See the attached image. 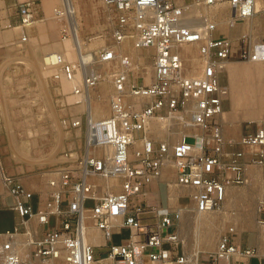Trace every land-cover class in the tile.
I'll return each mask as SVG.
<instances>
[{"label":"built area","instance_id":"2783aa9c","mask_svg":"<svg viewBox=\"0 0 264 264\" xmlns=\"http://www.w3.org/2000/svg\"><path fill=\"white\" fill-rule=\"evenodd\" d=\"M104 2L116 9L115 40L152 51L150 70L139 72L140 64L129 50L118 53L114 47H104L96 53L93 66L119 61L111 70V112L98 118L84 111L65 121L84 131L83 144L62 152L60 165L48 180L52 190L45 197L39 194L36 206L35 192L0 162L11 208L20 217L14 229L4 233L7 238H0V264H189L179 232L188 205L148 204L149 184L159 180L165 168H172L175 180L167 182L168 201L186 198L193 211L207 213L224 205L230 188L246 183L249 166L264 165V124L246 123L241 137L234 140L225 138L220 120L228 95L221 76L232 61L264 62V39L250 33L236 40L215 37L218 23L209 14H201L202 24L195 26L185 17L188 7L173 0ZM256 2L193 0L200 8L227 3L230 26L255 16ZM38 11L36 0L19 3L24 28L36 22ZM54 14L64 21L63 38L71 36L65 5L55 8ZM27 40L24 33L22 41ZM187 44L199 46L195 75H187V60L181 53ZM54 68L56 79L69 80L82 69L61 53ZM105 76L97 68L86 70L72 91L89 96ZM2 98L0 89V123ZM157 120L174 121L171 129L177 123L196 131L177 140L172 132L156 138ZM178 189L186 192L178 194ZM32 219L44 226L40 237L34 236ZM91 228L102 233L103 244L89 241ZM123 229L129 230L128 236L115 243V235H122ZM234 232V227L228 228L217 248L198 264H244L258 257L257 247L239 245ZM99 247L106 251L99 254Z\"/></svg>","mask_w":264,"mask_h":264},{"label":"rangeland","instance_id":"374dc122","mask_svg":"<svg viewBox=\"0 0 264 264\" xmlns=\"http://www.w3.org/2000/svg\"><path fill=\"white\" fill-rule=\"evenodd\" d=\"M38 1L41 2L42 0ZM79 1L83 11L81 18L83 37L88 40L91 36H100V38L105 40L107 45L105 47L115 48L118 46V48H115L118 53L124 51V47H120L122 44H119L113 35L116 23V9L113 6L107 5L104 0ZM173 1L188 7L195 6L193 0ZM61 3V0H58L52 4L51 10L50 12L47 11L44 20H39L29 29L28 33L26 32L28 40L22 41L23 27L19 26V22L10 24L7 20V17L10 16L7 0H0V32L7 30H11L12 32L11 37L6 38L0 36V89L2 91L4 112V118L0 123V160L3 161L7 172L17 175L26 188L28 183L40 186L45 180H49L52 175V171L49 172V170H54L60 165L59 161L62 152L64 150L78 149L79 145L83 144L84 131L80 137L75 136L71 139L68 137L67 132L70 131L72 134L76 135V128L70 127L65 121L75 118L77 116L76 114H82L85 109H73V107L78 104L69 100V97L74 94L72 89L65 90L62 78L56 79L54 76L55 68L53 63L55 60H52L54 58L53 44L64 39L61 33L64 21L60 20L54 14V9L61 7ZM215 7H220V13L216 12V15L210 10ZM211 8L204 9L197 7L199 12H194L191 16L199 15L197 17L199 18L200 15L204 13L214 16L218 23L225 18L229 20V8L227 3L218 4ZM207 10H209V12ZM255 16L258 19H263L262 22H264V10L258 12ZM244 22L237 24L238 29L242 28ZM262 25L263 23L255 26V33L257 34H254V36L258 37V39H264V29H261ZM40 29L42 31H40ZM70 37L69 35L67 38ZM18 41L21 43H17L14 49H8V43ZM28 45L33 46L29 47ZM47 46L51 48H46ZM102 48H104V46L95 48L93 50L94 56ZM194 48H196V46ZM127 49L133 51L130 46H127ZM133 53L135 56L137 55L135 51H133ZM148 54L147 52L145 53V51L140 52L139 56L142 57V59L138 60L140 64L139 72L150 70L151 58ZM237 62L248 63L242 61ZM118 66V59L112 63L94 64V68L102 71L104 75H106L107 70L118 68ZM190 67L191 66H188V68ZM227 71L226 69V72L221 76L222 82L228 89L223 112H232L236 88L234 92L229 90L230 78ZM104 81L103 79L92 91L97 99H103L105 103L107 102V106L111 112L110 96L113 90L111 87L108 95L104 96L102 92V83ZM254 86L262 88L264 86V77L257 78L250 74L242 75L241 81L239 82V95L248 92V90ZM224 117L221 116L220 119L223 127ZM160 122L164 127V133L161 135L156 133L158 136H165L168 132H172L174 134L173 139L177 140L185 133H191L190 128L183 124L175 123V127L171 129L169 125L174 123L172 120H162ZM248 122L264 124V116L261 121L256 119L253 121H243L241 127H245V124ZM180 125H183L181 126V128H183L182 130L180 129ZM169 128L171 130H169ZM251 170H253V172L249 173ZM246 178V183L230 188L236 191H246V199L229 206L230 196H228L227 202L215 213L220 217L217 221V226L214 228L216 233L215 246H217L220 236L232 225L229 214L235 212L241 217L245 214L246 216L249 215L245 217V222L241 220L243 227L240 233H238V231L234 232L235 241L237 237H239L243 240H247L250 247H256L255 243L258 238V250L261 247L259 245L260 234L256 226L258 219L264 220V191L262 190V188H264V165L249 166L246 171ZM162 190L166 194L165 185L162 186ZM183 202L187 203L189 211L192 210L193 204L191 202L187 200ZM188 212L184 214L185 218L182 217V221L180 222L181 227L179 226L186 255L188 253L192 254L196 247V242L191 241L190 238L192 229H190V227H185L186 216L192 214L191 212L188 214ZM127 236L128 231L124 230L122 235H116L114 237V241L115 243H119ZM201 246L202 251L200 252L199 263L208 256L211 250H214V248H207L204 244ZM97 251L99 254L102 252L104 253L106 248L97 249ZM259 255L264 257V253H262L261 250H259ZM189 264L193 263L190 262Z\"/></svg>","mask_w":264,"mask_h":264},{"label":"bare ground","instance_id":"6f19581e","mask_svg":"<svg viewBox=\"0 0 264 264\" xmlns=\"http://www.w3.org/2000/svg\"><path fill=\"white\" fill-rule=\"evenodd\" d=\"M57 1L58 0H45V3L46 4L50 3L52 5ZM61 2L62 3L60 5L62 7L65 5L66 10H67V16L65 17V19H67V21L69 22V24L71 26V37L67 38V39H63L62 41L53 44L54 58L52 60H55L53 63V64H55L56 60H57V54L61 53L66 57L67 60L81 65L82 69H78L76 71L75 78L73 80H69V79L62 77V83H63L64 89L70 90V89H73V87L76 84H81V81L83 79V74H84V72H86V70L91 72L94 69V66L92 64L93 59H94L93 50L95 48H98V46H104L105 47L107 45L105 43V40L103 38H100V36H91L90 38H88V40H86L83 37V34H82L83 30L81 28V26H82L81 18L83 15L82 14L83 11H82L81 4H80L79 0H61ZM204 9H206V8H204ZM210 10L212 11L213 14H215L216 12L220 13V7L211 8ZM262 10H264V0H257V2H256L257 13L261 12ZM207 11L209 12V10H207ZM194 12L195 13L199 12V9H197V7H195V6H191V7L186 8L185 17L187 19L189 18L190 22H193V25L200 26L202 24V19L200 17H199L200 19L197 18L199 15L198 16L197 15L191 16V14H193ZM228 14H229V12H228ZM262 21H263V19H258L256 16H253L250 19L245 20V22L242 24V32L243 33H250V34L252 33V35L257 34V33H255L256 32L255 26L263 23L261 29H264V22H262ZM184 22L188 23L187 20H185ZM218 24H219V28L221 29V31L223 33H227L230 31V28H229L230 25H229L228 18L221 20ZM39 27H40V25H39ZM16 28H20V27H16ZM40 31H42V30L40 29ZM11 35H12L11 30L0 32L1 37L4 36L7 38V37H11ZM17 43L19 44L21 42L18 41V42L8 43L7 44L8 49H10V50L14 49L15 46L17 45ZM125 44L120 45V47L121 46L125 47ZM33 45H31V46H33ZM31 46H29V47H31ZM49 47L50 46H47L46 48H49ZM130 47L133 49V51H135L137 53L135 58H137L138 60H141L142 57H140L139 55H140V52L142 49H135V48H133V46H130ZM193 47H194V44H187V45H184V47H183V52L185 53L187 65L191 66L190 68H188V66H187V75H195L198 71V67H199V63H200L199 58L197 56L198 47H197V45H196V48H193ZM35 48L38 49L37 47H35ZM115 48H118V46H116ZM197 62H198V65H197ZM226 69L228 70L227 72H228L229 78H230L229 90L231 92H234L235 88H236V90H235V95H234V99H233V111L232 112H223L222 117L225 116L224 117L225 120L223 122L225 130H229L228 133H230L231 136H233V134H235L237 132V129L240 130L243 121H246V120L253 121L255 119L261 121V119L264 116V86L262 88L259 86L258 87L254 86L253 88L248 90V92H245V93H242L241 95H239V90H240L239 89V82L241 81V76L250 74V75L256 76L257 78H263L264 77V62L239 63L237 61H232L227 65ZM111 72H112L111 70H107L106 76L104 78L105 81L102 83V90H103L102 92L104 93V96L108 95V93L112 87ZM148 80L149 79H147V81ZM57 90H58V88H57ZM69 100L73 101V103H75V104H78V105L74 106L73 109H75V110H81V109L84 110L85 109V111H89L92 114V116H94V117H106L110 114V109L107 106V102L105 103V101H103V99H97L94 96L93 91L91 92V94L89 96L87 95L86 97H84L82 95L78 96V95L73 94L69 97ZM76 115H79V114H76ZM181 126H183V125H180V129L182 130L183 128H181ZM187 127L190 128L189 126H187ZM153 131H154V136L157 138L158 137L164 138L167 136V135L158 136V135H161L162 133H164V127H163V125H161L160 120H157L154 122ZM190 131L192 132V131H196V130L190 128ZM81 133L82 132L80 129H76V135L72 134L70 131L67 132V135H68V137H70L72 139L75 136L80 137ZM12 136H13V134H12ZM228 139H234V138L228 137ZM54 146H56V145H54ZM28 147H30V146H28ZM39 158H41V157H39ZM51 171L52 170H49V172H51ZM252 172H253V170H251L249 173H252ZM1 178H2V170L0 167V179ZM32 185H36V184H32ZM262 190L264 191V188H262ZM228 196H230L229 197L230 202L228 205L231 206L233 203H236L239 201H241V202L244 201L246 199L245 197H247V194H246V191H244V190L236 191V190L229 189ZM172 198H173V196H172ZM174 198H176V196H174ZM227 200H228V197H227ZM189 212H191L192 214L186 216L185 227H190V229H192V235L190 236V238H191V241L196 242V247L194 248V251L192 252V254L188 253L186 256L188 258V261L192 262L193 264H198L200 252L202 251V246H201L202 244H204L207 248H210V249L214 248V250H215L217 248V246H215L216 233H215L214 228L217 226V221L220 217H219V215L215 214V213H217V210H214L212 212H207V213H201V212L193 211V210H190ZM189 212H188V214H189ZM249 214H250V212H249ZM248 216H246V214H245L243 217H241L238 214H236L235 212L230 213L229 218L231 219L232 225L229 226V228L234 227V231L235 232L238 231V233H240V231L242 230V227H243L241 220H244V222H245V220H246L245 217H248ZM183 218H185V215H183ZM256 229L258 230V232L260 234V244L259 245L261 247L259 250H261V252L264 253V220H261V219L257 220ZM187 231H188V229H187ZM184 236H186V235H184ZM187 236H189V235H187ZM0 238L6 239L7 235H5V234L1 235ZM88 239L93 244H103L105 242L103 239V236H101V234L94 229H91L89 231ZM237 239H239V237H237ZM237 243H239V242L237 241ZM259 250H258V252H259ZM211 251H213V250H211ZM165 264H174V263H165Z\"/></svg>","mask_w":264,"mask_h":264},{"label":"crops","instance_id":"0c3cea01","mask_svg":"<svg viewBox=\"0 0 264 264\" xmlns=\"http://www.w3.org/2000/svg\"><path fill=\"white\" fill-rule=\"evenodd\" d=\"M24 1H26V0H7V5L9 6V10H10V16L7 17V20L10 22V24L19 22L20 23L19 26L23 27V25L21 23V18H20L19 12H18V5H19V3L24 2ZM36 1L39 4V11L37 13V20H36V22H38L39 20H44L47 11L50 12L52 6H51L50 3L49 4H45L44 0H42L41 2H39L38 0H36ZM228 15H230V10H229V14ZM211 17L213 18V20H215L218 23L217 19L214 16H211ZM239 23L241 24L242 22H238L237 24H239ZM237 24L234 25V26H229V28L231 27V29L227 33H223L221 31V29L219 28V24H218V28L213 33V35L215 37H221L222 36V37H228V38H231L233 40H236L243 33L242 32V28L238 29ZM33 25L25 27V28L23 27V34L26 33V32L28 33L29 29ZM196 45H197L198 50H199L198 44H194V47ZM127 46H131V45L126 43L125 47L123 49L130 51V49H127ZM144 51H145V53L147 52V54L148 53L150 54L152 52L150 49H142L141 52H144ZM181 53L185 56V53L183 52V47L181 48ZM197 56H198V52H197ZM199 67H200V63H199ZM112 90H113V86H112ZM222 127H223V125H222ZM228 131L229 130H225V127H223V134H224L226 139H228V137H232V138H234V140H238L241 137V135L243 134V132H244V126H242L240 128V130L237 129V132L235 134H233V136H231V134L228 133ZM0 162L2 163V165L4 167L3 161L0 160ZM4 170L7 172L5 167H4ZM9 174H11V173H9ZM93 180H94V178H93ZM172 180H175V171H174V169L165 168L162 177L159 180H155V181H153L152 183L149 184L148 189H147V194L145 196V201L148 204L157 205V206H167L169 203L172 206H177L179 202H183L184 200L185 201L187 200L188 202H190L186 198H182V199H180V201H178L177 199L168 201L167 182H171ZM32 184L33 183H31V184L28 183L27 188L35 192V197H34V200H33V204H34V206H36V203H37V200H38V195L40 194L41 196L45 197L46 195H48V193H50L52 188L49 186L48 180L47 181L45 180L43 182V184H41L40 186L32 185ZM164 185H165V188H166V194L162 190V186H164ZM177 192H178V194H184L186 191L184 189H178ZM12 203H13V200H12V197H11V195L9 193V190L3 184L2 178H1L0 179V219H1L0 220L1 221L0 234H4V233H6L9 230H13L15 225H17V223L20 221V217L18 216L17 212H15L11 208ZM183 203H185V202H183ZM30 227L34 231V236L36 238L40 237L42 235V231L44 229V226L38 224L36 219H32L30 221ZM91 229L96 230L95 228H91ZM23 230H24V228L22 227V231ZM124 230H127L129 232L128 229H123V231ZM96 231L99 232L101 234V236H103L100 231H98V230H96ZM116 235H120V234H116ZM19 237L20 238H24V235H20ZM103 239H104V237H103ZM237 241L239 242L238 244L241 245V246H249L247 240H243V239L239 238V239L236 240V242ZM255 244H256V247L258 249V238H257V241H256ZM98 245H101V244H98ZM96 249H104V248H100L99 247V248H96ZM244 264H264V257L259 255L258 257H255V258L247 260Z\"/></svg>","mask_w":264,"mask_h":264}]
</instances>
